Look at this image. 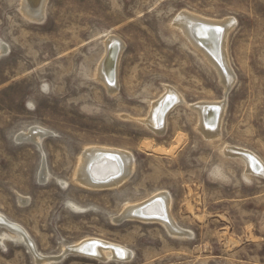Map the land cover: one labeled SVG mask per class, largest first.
<instances>
[{
    "label": "rangeland",
    "instance_id": "rangeland-1",
    "mask_svg": "<svg viewBox=\"0 0 264 264\" xmlns=\"http://www.w3.org/2000/svg\"><path fill=\"white\" fill-rule=\"evenodd\" d=\"M21 2L0 0L8 48L0 57V214L44 255L87 238L132 251L123 261L67 253L47 264H264V176L225 152L243 148L264 162V0H47L42 21L27 18ZM182 11L234 19L226 53L236 81L227 93L217 67L175 24ZM113 35L123 44L114 93L96 76ZM167 86L184 102L160 134L145 120ZM223 99L219 136L209 139L192 104ZM34 126L50 131L41 145L18 140ZM102 146L130 152L133 171L117 186L85 187L75 176L81 154ZM161 192L190 236L159 220L118 219ZM0 236V264H42L2 224Z\"/></svg>",
    "mask_w": 264,
    "mask_h": 264
},
{
    "label": "bare ground",
    "instance_id": "bare-ground-1",
    "mask_svg": "<svg viewBox=\"0 0 264 264\" xmlns=\"http://www.w3.org/2000/svg\"><path fill=\"white\" fill-rule=\"evenodd\" d=\"M46 2L47 0H41L39 6L35 7L33 0H22L21 11L31 20L42 21L46 15ZM175 24L186 33L192 41L190 42L194 44L196 49H199L209 59V61L217 67L220 71L222 82L226 85L225 92L227 93L230 91L231 86L236 80L226 53V45L228 39L227 34L234 26V19L225 18L223 20H213L197 16L187 11H182L176 18ZM206 29L211 32L213 30V32H216L215 34L212 32L215 38L211 41L213 44H216L214 39H218L219 37V45L216 44L214 46H210L206 39L210 35ZM57 38L59 37L57 36ZM59 42L61 43V41ZM122 45L123 44L118 37L114 35L108 37L106 40L107 52L98 66V69H96L97 78L104 83L110 92L113 93L116 92L119 87L118 62L123 49ZM7 49L8 48L4 43L0 44V57L7 52ZM109 67L111 72L108 75L107 69L109 73ZM172 87L167 86L165 96H162L160 100L153 103L152 109L154 111L152 110L153 112L145 120L149 128L160 134L163 132L164 127H166L169 112L175 105L184 102V97L181 96V93ZM192 107L196 108V110L200 113L201 121L199 128L205 136L209 139L219 136L221 118L226 109V100L223 99L222 101L208 102L201 101L195 104L193 103ZM214 110L216 111L212 113L211 111ZM48 133H50V131L47 129L41 126H34L30 128V130L28 129L20 132L17 138L18 140H30L35 142V144L41 145L43 138H45ZM225 152L230 156H237L244 159L247 164V170L251 174L261 177L264 176L263 160L251 151L235 146H227L225 147ZM133 168L134 159L130 152L104 146L88 147L85 149L83 155L81 154L78 170L75 176L76 180L85 187L93 189L106 188L117 186L122 183L129 177L130 173H132ZM41 170L46 173L45 166L41 168ZM170 206L168 194L166 192H161L149 197L145 201L127 206L118 216V219L128 216L127 218L151 221V216H154V219L157 218L165 224L172 234L190 236L189 231L180 228L175 222L170 211ZM138 210L142 216H137L135 214ZM155 216H161V218ZM0 224L16 234L19 239L29 244V248L32 246V250H30L33 251L37 262L42 264H47L50 261H56V259L64 257L67 253L85 255L87 257L99 258L101 260L109 259L110 254L119 261L127 260L132 255L131 250L119 244L110 243L99 238H87L82 240L80 243H76L63 249L62 253L59 255L48 256L41 254L36 250L33 242L31 241V237L21 224L8 219L3 214H0Z\"/></svg>",
    "mask_w": 264,
    "mask_h": 264
},
{
    "label": "water",
    "instance_id": "water-1",
    "mask_svg": "<svg viewBox=\"0 0 264 264\" xmlns=\"http://www.w3.org/2000/svg\"><path fill=\"white\" fill-rule=\"evenodd\" d=\"M33 2H34V4H35V7H38L39 6V4L41 3V0H33ZM208 28V27H207ZM209 30H210V28H209ZM208 29H206V31H208L209 32V35L210 36H208L206 39H207V41H208V43L210 44V46H214V45H219V41H220V38L218 37V39H214V41L216 42V44H213L212 43V39L213 38H215L214 36H213V34H215L216 32H213V34H212V32L211 31H209ZM217 35V34H216ZM219 40V41H218ZM109 73H108V69H107V74L109 75L110 74V72H111V69H110V67H109ZM115 82V81H114ZM216 110H214V111H211L212 113H214ZM210 112V111H209ZM212 116V115H211ZM135 214L137 215V216H142V215H140V211L138 210L137 212H135ZM127 217L128 216H124V217H122L120 220H122V219H127ZM150 217V216H149ZM148 217V218H149ZM155 217H159V218H161V216H155ZM150 220H158L157 218H155L154 219V216L152 217L151 216V219ZM70 252H72V251H70ZM64 257H60V258H58V259H56V260H58V261H60V260H62Z\"/></svg>",
    "mask_w": 264,
    "mask_h": 264
}]
</instances>
